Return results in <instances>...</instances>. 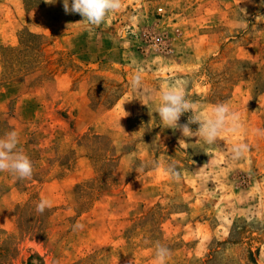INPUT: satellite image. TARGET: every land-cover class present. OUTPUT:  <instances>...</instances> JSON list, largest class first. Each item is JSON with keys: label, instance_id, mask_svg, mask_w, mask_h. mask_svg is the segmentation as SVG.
I'll return each mask as SVG.
<instances>
[{"label": "rangeland", "instance_id": "1", "mask_svg": "<svg viewBox=\"0 0 264 264\" xmlns=\"http://www.w3.org/2000/svg\"><path fill=\"white\" fill-rule=\"evenodd\" d=\"M82 20L0 0V137L33 163L0 172V264H156V242L166 264H264V0H123ZM173 84L202 118L227 104L236 131L164 128Z\"/></svg>", "mask_w": 264, "mask_h": 264}, {"label": "clouds", "instance_id": "2", "mask_svg": "<svg viewBox=\"0 0 264 264\" xmlns=\"http://www.w3.org/2000/svg\"><path fill=\"white\" fill-rule=\"evenodd\" d=\"M46 4L55 5L57 0H44ZM123 6V0H63V10L65 14H79L83 17L81 22L89 27L102 24L110 13L120 10ZM261 17H258L260 19ZM242 19V17H241ZM242 21L246 23L244 19ZM132 86L139 88L141 80L139 76L133 78ZM151 99V97H149ZM160 103L154 112L158 113L159 120L164 128L181 131L184 137H199V140L207 144H215L222 131L226 129V124L230 120L232 127L228 130L236 131L239 119L236 113H232L227 104H218L214 107L210 116L201 117L194 112L195 104L187 98L183 88L173 84L159 94ZM191 112L188 122L180 124L179 120L185 113ZM198 123L199 127L193 131L191 124ZM17 131H9L3 137H0V172H9L17 179H28L33 175V163L30 158L18 149ZM187 143L180 140V145ZM249 151L245 143L234 145L231 149L233 159H238ZM51 207V202L41 200L36 205V211L43 213L46 208ZM84 225L77 223L74 230H83ZM170 249L165 245L156 242L155 244V262L156 264H166L170 256Z\"/></svg>", "mask_w": 264, "mask_h": 264}]
</instances>
